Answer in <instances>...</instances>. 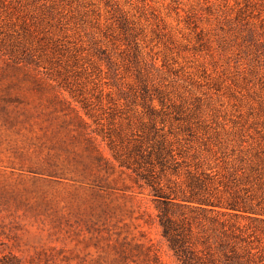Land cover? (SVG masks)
Instances as JSON below:
<instances>
[{
    "label": "rangeland",
    "instance_id": "rangeland-1",
    "mask_svg": "<svg viewBox=\"0 0 264 264\" xmlns=\"http://www.w3.org/2000/svg\"><path fill=\"white\" fill-rule=\"evenodd\" d=\"M239 159L264 164V0H0V258L183 264L139 172Z\"/></svg>",
    "mask_w": 264,
    "mask_h": 264
},
{
    "label": "trees",
    "instance_id": "trees-1",
    "mask_svg": "<svg viewBox=\"0 0 264 264\" xmlns=\"http://www.w3.org/2000/svg\"><path fill=\"white\" fill-rule=\"evenodd\" d=\"M163 141L164 137L156 148L151 144L150 151L162 169L167 166V155L173 159ZM140 143L134 146L136 151L141 149ZM114 157L131 165L129 157ZM134 161L137 170L140 166L136 158ZM239 162L220 175L199 170L198 165L194 171L186 169L184 186L170 178L162 183L152 169L139 172L157 201L162 234L183 264H258L259 245L252 243L264 236V164L249 159ZM174 167L172 173L179 175ZM0 264L19 262L14 256L3 255Z\"/></svg>",
    "mask_w": 264,
    "mask_h": 264
}]
</instances>
